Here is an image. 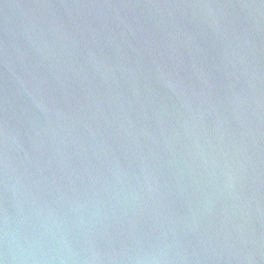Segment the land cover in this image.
<instances>
[{
  "label": "water",
  "instance_id": "water-1",
  "mask_svg": "<svg viewBox=\"0 0 264 264\" xmlns=\"http://www.w3.org/2000/svg\"><path fill=\"white\" fill-rule=\"evenodd\" d=\"M0 264H264V0H0Z\"/></svg>",
  "mask_w": 264,
  "mask_h": 264
}]
</instances>
